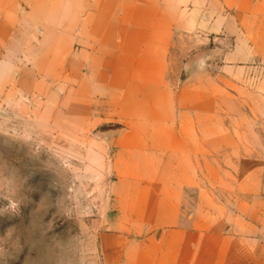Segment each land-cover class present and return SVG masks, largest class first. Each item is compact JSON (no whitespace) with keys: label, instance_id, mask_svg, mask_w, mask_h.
<instances>
[{"label":"rangeland","instance_id":"1","mask_svg":"<svg viewBox=\"0 0 264 264\" xmlns=\"http://www.w3.org/2000/svg\"><path fill=\"white\" fill-rule=\"evenodd\" d=\"M2 1L0 264H103L100 234L117 222L115 199L128 191L119 180L131 174L116 171L104 141L113 125L96 122L103 111L90 108L81 92L80 30L66 28L67 14L49 12L48 0ZM258 17L238 0H218L216 35L197 47L203 50L198 65L182 74L198 79L202 91L192 114L198 139L190 142L192 154L177 160L184 209L230 232L242 264H264V28L256 27ZM201 20L213 21L207 4ZM189 48L177 42L179 59Z\"/></svg>","mask_w":264,"mask_h":264},{"label":"crops","instance_id":"2","mask_svg":"<svg viewBox=\"0 0 264 264\" xmlns=\"http://www.w3.org/2000/svg\"><path fill=\"white\" fill-rule=\"evenodd\" d=\"M238 1L256 9V27L263 29L264 0ZM48 2L49 12L67 14L66 28L80 30L81 92L90 108L102 109L96 122L113 125L104 141L116 171L131 174L119 180L128 191L115 199L117 222L100 234L103 264H242L230 232L186 212L176 179L178 158L190 156V142L198 139L192 114L202 93L198 79L182 74L198 65L197 47L216 35L218 0ZM206 4L213 21L201 20ZM180 41L190 53L179 59ZM204 96L211 100L210 91Z\"/></svg>","mask_w":264,"mask_h":264}]
</instances>
